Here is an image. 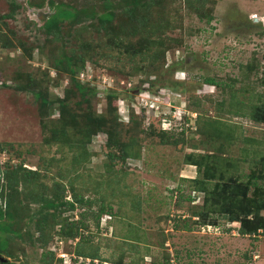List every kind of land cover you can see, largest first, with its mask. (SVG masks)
I'll return each mask as SVG.
<instances>
[{
    "label": "rangeland",
    "instance_id": "rangeland-1",
    "mask_svg": "<svg viewBox=\"0 0 264 264\" xmlns=\"http://www.w3.org/2000/svg\"><path fill=\"white\" fill-rule=\"evenodd\" d=\"M98 3L0 0V163L20 171L1 183L26 202L15 204L16 219L0 221L3 256L9 264H75L93 255L108 264H264V231L243 236L240 222L233 227L217 213L230 201L224 195L219 205L227 181L246 183L264 168V123L252 118L264 106V0H142L138 13L117 9L105 27L81 14L46 29L62 4L101 12ZM62 51L86 60L77 79L97 92L90 102L55 68ZM39 89L52 107L42 105ZM59 100L68 103L63 113ZM106 114L108 126L114 118L122 126L126 161L110 159L108 127L83 139L87 116ZM63 126L68 139L57 141ZM189 164L197 179L180 185L178 172ZM178 188L183 194L171 200ZM54 194L63 202L56 218L42 206ZM102 208L113 217L103 214L98 227ZM44 212L43 235L37 220ZM176 222L191 231H169ZM4 224L11 233L1 231ZM71 224L81 227L73 238L63 234Z\"/></svg>",
    "mask_w": 264,
    "mask_h": 264
},
{
    "label": "trees",
    "instance_id": "trees-1",
    "mask_svg": "<svg viewBox=\"0 0 264 264\" xmlns=\"http://www.w3.org/2000/svg\"><path fill=\"white\" fill-rule=\"evenodd\" d=\"M31 1V0H30ZM31 4V2H30ZM99 6V8L101 9V12H99L98 10H95L93 8V5H91L90 8L83 9L82 11L77 10V9H73L70 6H68L67 4H62L61 6H59L57 8V11L54 15H52V17L46 22V29L50 31L57 29V31L59 30V24L61 23L62 20L64 21H75L76 18L80 17L81 14H84L85 16L88 17H96L98 19V21L101 23V25L103 27H105L107 24L111 23L114 19H115V13L116 10H120L121 12L127 13L129 15L131 14H135L138 13L140 11V9L142 8V0H120L117 4L114 0H102V7L101 4L98 3L97 4ZM36 6H39V4H36ZM98 8V7H97ZM14 16V10H12V12H10L9 14H6L4 17L6 18H11ZM6 46V45H5ZM56 69H60V70H64L66 71L68 74L71 75V81L74 84V88L75 90L78 92V94L81 96L82 98V102H90V98L91 96H95L97 94V92L94 90V88H90L89 86L81 83L78 79L77 76L79 75V73L86 68V60L81 57L78 56L76 54H70L67 53L65 51H62L60 56H58L56 58ZM59 70V71H60ZM31 83L32 84H36L38 81L35 79L30 78ZM37 81V82H36ZM4 82H2L3 84ZM22 91L24 89H28V87H21L20 88ZM72 90H69V93H71ZM35 95L40 98L42 100V105L44 107H52L53 103L51 104L46 97L43 96L41 90H34ZM117 95H111L110 97V106L112 105V100L116 99ZM60 104H62V108H61V113H63V111L68 109V103H65L63 100H59ZM116 110V109H115ZM107 115H102L100 117H95V115H90L87 116L88 118V123L87 126L88 128L84 130L83 132V139L87 138V137H91L94 132L96 131H100V130H105L107 128V131L110 135V139L108 140L107 143V147L110 148V159L112 161H117L119 158L126 161V159L131 158V154H129L128 152V144H125L123 142H120L118 140L117 137V131L118 129H120L121 124H119V122L117 121L116 118H114L111 121V125L108 126L109 123V118H107ZM63 116V115H62ZM252 118L256 121V122H261L264 123V106H256L254 109V113L252 115ZM144 122H145V116L143 117ZM150 126L152 127V124H150ZM67 129L63 126L60 129H57L54 131V135L53 138L57 139V141L60 140H66L68 139L67 137ZM166 134V133H164ZM77 141H71L70 144L72 145V147H76L77 146ZM1 147V146H0ZM1 150H3L1 148ZM197 163V162H196ZM199 165V164H197ZM262 165H264V161L262 163ZM3 163H0V221H2V219L4 218H10V219H16V212H15V204L16 203H20L21 206L25 205L26 202L24 201H19L15 198L16 196V192L9 186H3L5 182L1 183L3 177L6 180H9L15 176L17 174V178L18 175L20 176V171L18 170L19 167L17 168V170H10V168H6L3 169ZM15 171V172H14ZM257 175L254 176V178H252L251 180H249L248 182H242L239 179H231L229 181H227L221 188H220V193L219 191L217 193H219L220 197H219V205H223L224 203L221 201L222 196H226L228 195V197H230V201H228L226 204V206H222V209L217 212V213H221L224 215H227L229 217V220L231 222H240L241 226L239 228L240 234L243 236L246 235H257V233L262 230L264 231V216L260 215V211L264 210V187L263 185H260L258 183V181H264V168H259V170L256 173ZM253 179H256L255 181ZM254 181V182H253ZM8 187V189L6 188ZM8 190V193L5 194V191ZM217 190V189H216ZM252 190V192H251ZM252 193V195L250 194ZM42 199V198H41ZM61 197L58 194H54V197L52 199H42L45 204L47 205L48 208L53 209V212H50V215L54 218L57 217V210L61 207V204L63 202L60 201ZM76 201L77 203H82V205L84 204L83 202L84 199L82 197H76ZM218 201V200H217ZM222 202V204H221ZM75 203V202H74ZM74 203H70L69 201L66 202V205H69V207L74 210L75 209V204ZM76 203V204H77ZM5 204V206H4ZM214 204H216L214 202ZM22 206V207H23ZM217 207V206H216ZM18 209V208H17ZM20 210V209H18ZM257 210V212L259 213H255ZM108 213V214H107ZM112 210L110 208H102L100 213L97 215L96 220H97V226L99 227L100 222H101V218L107 214V215H111L113 217V215L111 214ZM104 214V215H103ZM253 214V218H250V215ZM47 216H48V212H44V213H40V218L39 220H37L38 224H37V228L39 229V231H41V233L44 235V232L41 230L44 227V221L47 220ZM84 216V214H83ZM82 216V217H83ZM205 218L209 217V215H202ZM207 219V218H206ZM208 219H211L210 217ZM81 221V220H80ZM81 223V222H78ZM209 223L215 225L217 224L214 220L211 222H204V224H208ZM78 226H74L73 224H71V227L68 229L63 230V234H65L66 236L73 238L77 235H79V230H78ZM0 227L3 228V225L0 224ZM4 229H1V231L5 232L7 231L8 233L10 232V227L8 226V228H6V224H4ZM76 227V228H75ZM80 227V226H79ZM41 228V229H40ZM81 229V227H80ZM3 239H0V241H2ZM4 246H0V252L3 253L5 252V248H6V241ZM40 245L44 246L46 245L48 242H46V239L44 240V242H38ZM51 251V250H50ZM46 252L47 257L49 258V256L55 258V255L53 254V252ZM86 257H91L92 259H99L101 260L102 264L104 263V261L106 260H102L101 258L97 257V255H93V256H86ZM8 259V258H7ZM10 261L7 263L9 264ZM157 262H154V264H156ZM169 262L167 261L166 264H168ZM153 264V263H151ZM170 264V263H169Z\"/></svg>",
    "mask_w": 264,
    "mask_h": 264
},
{
    "label": "crops",
    "instance_id": "crops-1",
    "mask_svg": "<svg viewBox=\"0 0 264 264\" xmlns=\"http://www.w3.org/2000/svg\"><path fill=\"white\" fill-rule=\"evenodd\" d=\"M186 166H188V168L187 169H180L181 171L180 172H178L179 174V178H178V184H180V185H183L184 183H187V182H194V180H196L197 179V171H195V166L194 165H186ZM214 171V170H213ZM212 171V172H213ZM212 178H213V176H212ZM172 183H175L174 182V179H171L170 180ZM202 183H200V185H201ZM179 190H181V189H179L178 188V190H175V193H177V194H174V192L173 191H171V194H173L172 195V197H171V200L173 199V197H175L174 199H178L179 198V194L180 195H182L183 193H181ZM175 195V196H174ZM191 199V198H190ZM199 199H200V201H201V197L200 196H198L197 198H195L194 196H192V201L193 202H196V201H199ZM177 201V200H176ZM178 212H181V211H178ZM188 214V213H187ZM186 216H188V215H184L183 217H186ZM194 217H196V216H194ZM233 224V227H238V225H239V223H237V222H235V223H232ZM238 224V225H237ZM185 229V230H188V231H191V228H192V226H190V225H187V224H178L177 222L176 223H174V225L172 226V228H170L169 229V231H176V230H180V229ZM240 228V227H239ZM229 230H230V228H226V231H228L229 232ZM226 240V242H228V240H227V238H225ZM221 244H223V242H221ZM220 244V245H221ZM229 245L228 246H226V249L228 250V252L229 253H232V254H234L235 252H236V245H235V242H229L228 243ZM223 247V246H222ZM206 248V247H205ZM208 249V248H207ZM206 251V250H205ZM216 256L217 257H219V258H222V257H225V254H216ZM213 257H215V256H213ZM231 259H232V257H230ZM255 259V258H254ZM222 261H223V258H222ZM255 261V260H254ZM256 263H257V261H255ZM255 263V264H256Z\"/></svg>",
    "mask_w": 264,
    "mask_h": 264
},
{
    "label": "built area",
    "instance_id": "built-area-1",
    "mask_svg": "<svg viewBox=\"0 0 264 264\" xmlns=\"http://www.w3.org/2000/svg\"><path fill=\"white\" fill-rule=\"evenodd\" d=\"M165 121H163V124L167 122V119H164ZM208 227H211V226H208ZM83 257H81L80 260H77L75 262V264H101L102 262L99 260V259H92V258H85V259H82ZM103 264H108V262H104Z\"/></svg>",
    "mask_w": 264,
    "mask_h": 264
},
{
    "label": "water",
    "instance_id": "water-1",
    "mask_svg": "<svg viewBox=\"0 0 264 264\" xmlns=\"http://www.w3.org/2000/svg\"><path fill=\"white\" fill-rule=\"evenodd\" d=\"M259 20L258 19H255V22H258ZM10 260L5 258L4 256H2V254H0V264H3V263H8Z\"/></svg>",
    "mask_w": 264,
    "mask_h": 264
},
{
    "label": "clouds",
    "instance_id": "clouds-1",
    "mask_svg": "<svg viewBox=\"0 0 264 264\" xmlns=\"http://www.w3.org/2000/svg\"><path fill=\"white\" fill-rule=\"evenodd\" d=\"M255 19H257V18H255ZM259 20V19H258ZM143 110V109H142ZM109 219L111 220L112 219V216H109ZM107 223L109 222V221H106ZM207 226H210V225H207ZM3 256V255H2ZM77 260H75L74 262H76ZM104 262H107V261H104Z\"/></svg>",
    "mask_w": 264,
    "mask_h": 264
},
{
    "label": "flooded vegetation",
    "instance_id": "flooded-vegetation-1",
    "mask_svg": "<svg viewBox=\"0 0 264 264\" xmlns=\"http://www.w3.org/2000/svg\"><path fill=\"white\" fill-rule=\"evenodd\" d=\"M0 254H2L1 252H0ZM3 255V254H2ZM3 264H5V263H3ZM7 264V263H6Z\"/></svg>",
    "mask_w": 264,
    "mask_h": 264
},
{
    "label": "bare ground",
    "instance_id": "bare-ground-1",
    "mask_svg": "<svg viewBox=\"0 0 264 264\" xmlns=\"http://www.w3.org/2000/svg\"><path fill=\"white\" fill-rule=\"evenodd\" d=\"M264 6V5H263Z\"/></svg>",
    "mask_w": 264,
    "mask_h": 264
}]
</instances>
